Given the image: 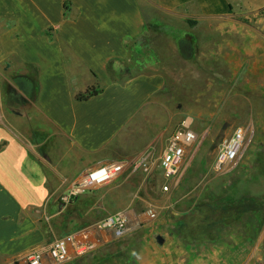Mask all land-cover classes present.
Instances as JSON below:
<instances>
[{"label": "crops", "instance_id": "0c3cea01", "mask_svg": "<svg viewBox=\"0 0 264 264\" xmlns=\"http://www.w3.org/2000/svg\"><path fill=\"white\" fill-rule=\"evenodd\" d=\"M239 15H251L254 63L264 66V0H0V102L19 107L6 111L0 103V264H27V253L46 244L44 226L56 193L88 169L140 151L126 138L142 126L163 77L141 73L114 82L106 63H130V56L146 50V40H167L176 50L180 43L148 32L150 23H225ZM234 35L226 46H239ZM28 66L36 70V95L25 78ZM99 83L98 95L75 99ZM158 229L162 239L141 246L134 264L264 261V229L251 250L243 239L186 244L175 224Z\"/></svg>", "mask_w": 264, "mask_h": 264}, {"label": "rangeland", "instance_id": "374dc122", "mask_svg": "<svg viewBox=\"0 0 264 264\" xmlns=\"http://www.w3.org/2000/svg\"><path fill=\"white\" fill-rule=\"evenodd\" d=\"M163 24L167 38H171L168 34L177 37V41L171 39L180 43L177 49L168 47L164 42L167 40H150L146 50L139 57L130 56V63L123 64L116 80L111 79L119 82L141 73L163 77L164 84L154 95V102L145 108L142 126L126 138L136 141L140 151H129L120 158L129 164L121 176L83 194L94 200L92 208L100 216L124 214L126 231L116 237L110 230L97 229L95 220L72 234L71 264H129L141 246L162 239L160 224H175L180 218L178 208L184 210L186 201L204 191L237 192L244 194L245 199H264V66L254 63L251 37L256 26L251 15L235 16L232 22L225 23L221 19H200ZM230 33L235 34L237 48L226 46ZM242 35L248 40H242ZM10 94L17 96L13 88ZM12 103L1 105L6 111H18V105ZM187 120L197 140L186 150L177 176L168 181L159 168V158L169 135ZM238 127L245 131L242 155L234 164L215 170L220 145ZM142 157L144 165H137ZM83 174L56 193V197L66 193ZM165 184L168 190L162 191ZM261 208L264 209V203ZM88 213L87 217L93 220L95 215ZM263 229L264 220L254 239L227 229L221 242L235 245L236 239H243L246 250H251ZM83 244L92 248L78 255L77 248ZM260 250L264 254V241Z\"/></svg>", "mask_w": 264, "mask_h": 264}, {"label": "trees", "instance_id": "16d2710c", "mask_svg": "<svg viewBox=\"0 0 264 264\" xmlns=\"http://www.w3.org/2000/svg\"><path fill=\"white\" fill-rule=\"evenodd\" d=\"M163 27H165L164 24L156 25L150 23L147 25L146 30L148 32L158 31L165 33L166 31H163ZM168 35L177 41V37H174L172 34ZM149 41H145L147 46L150 43ZM27 68L28 72L25 78L30 82L29 87L36 95L38 91L36 70L32 66H28ZM122 68L123 64L119 60H110L105 65L106 72L112 80H116L117 72ZM13 78L17 81L19 77L15 76ZM101 91L102 86L96 84L89 87L85 93L77 94L75 99L86 101L98 95ZM3 144H0V150ZM263 203V198L245 199L244 194H237V192L214 193L204 191L198 197L186 201L184 203V210L178 208L180 218L175 223V233L186 244L217 242L224 239V231L227 229L238 231L243 238L254 239L258 235L262 221L264 220V209L261 208V204ZM94 204V200L86 197V195L72 197L67 203H63L58 197L50 204L51 208L47 211L48 216L53 217L44 226L46 243L72 235L92 225L95 220L96 223L104 219L107 215L100 216L96 214L99 211L92 208ZM87 213L94 214L95 218L93 220L89 219L86 215ZM247 216H250V219L246 220ZM135 259L136 256L133 255L132 261L129 264H134ZM63 264H71V260Z\"/></svg>", "mask_w": 264, "mask_h": 264}, {"label": "built area", "instance_id": "2783aa9c", "mask_svg": "<svg viewBox=\"0 0 264 264\" xmlns=\"http://www.w3.org/2000/svg\"><path fill=\"white\" fill-rule=\"evenodd\" d=\"M196 140L197 135L191 129V122L188 120L182 122L169 135L159 158V168L168 181L174 180L177 176L186 150ZM244 141V129L236 128L232 135L220 145L214 161L215 170L219 171L234 164L243 153ZM143 158H139L137 165H144ZM128 165V162L121 160L103 163L83 174L59 198L63 203H67L72 197L86 194L93 189L109 184L121 176ZM161 189L167 191L168 185H163ZM95 226L100 230H110L116 237H120L126 231V217L122 213L107 215L104 219L96 222ZM72 244V235L54 239L50 243L31 249L25 256V260L27 264H43L45 259L56 264H63L70 259L69 247ZM91 248L92 246L88 244L80 245L77 248V254L82 255Z\"/></svg>", "mask_w": 264, "mask_h": 264}]
</instances>
